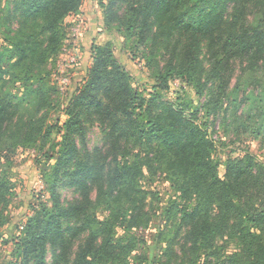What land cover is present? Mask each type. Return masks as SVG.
Listing matches in <instances>:
<instances>
[{
	"label": "trees",
	"instance_id": "trees-1",
	"mask_svg": "<svg viewBox=\"0 0 264 264\" xmlns=\"http://www.w3.org/2000/svg\"><path fill=\"white\" fill-rule=\"evenodd\" d=\"M82 3L6 0L3 9L0 27L13 20L17 26L0 28V225L15 188L5 166L17 149L54 159L42 171L53 204L42 203L15 238L3 240L13 241L9 264H128L137 245L115 234L149 225L144 180L158 173L173 182L166 210L175 237L184 229L189 238L185 264H264V163L227 157L221 176L217 141L200 110L167 98L170 80L181 78L206 98L208 116L231 94L236 108L251 99L238 100L242 86L231 90L230 83L236 61L243 72L264 69V14L256 25L249 20L264 0H107L108 30L149 41L169 59L150 90L142 89L112 41L93 43L87 74L63 108L66 120L51 123L57 89L48 78L65 44L64 22ZM95 124L106 150L88 147ZM250 134L264 141V114L251 121ZM48 143L53 151L60 146L56 158ZM68 190L74 199L63 195ZM101 206L109 210L105 221L97 215ZM165 243L166 258L152 264H173L174 241Z\"/></svg>",
	"mask_w": 264,
	"mask_h": 264
},
{
	"label": "rangeland",
	"instance_id": "rangeland-1",
	"mask_svg": "<svg viewBox=\"0 0 264 264\" xmlns=\"http://www.w3.org/2000/svg\"><path fill=\"white\" fill-rule=\"evenodd\" d=\"M6 0L0 7V24L7 12L4 11L8 5ZM107 0H83L80 10L71 14L64 22L66 38L65 44L56 61L53 71L48 78L49 83L57 89L54 95L55 109L52 111L49 122L55 123L57 119L61 122L66 120L63 108L68 101L70 92L77 83L81 82L92 63L91 47L93 43L103 44L107 41L114 43L115 54L134 76L136 85L150 90L155 84V74L169 59L167 51L157 53L150 47V42L138 43L137 40H126L123 32L108 30L106 28L105 4ZM122 12V9H121ZM264 7H254L249 15V20L256 25L263 19ZM16 21H9L1 30L7 28V24L15 28ZM123 28V26H122ZM75 60L74 62L72 60ZM236 61L235 72L232 74L230 83L231 90L234 87L242 86L239 92V99L248 94L251 98L245 103L241 102L240 107L233 106L234 96L224 102L223 109L215 115L208 116L206 98L201 99L196 93L192 84H188L181 78L170 80L171 89L167 98L178 102H192L193 106L200 110V121H206L213 139L217 141L218 150L216 153L218 170L221 176L225 173L224 160L227 157L254 156L264 163V141L250 134V123L253 120L261 119L264 114V69L243 72L241 63ZM240 84V85H238ZM148 91H146L147 94ZM239 103V102H238ZM226 121V122H224ZM245 123V126L242 124ZM60 138L58 139V141ZM87 144L90 149L100 147L107 149L104 134L97 124L92 125L87 137ZM46 150L50 154L58 156V150ZM56 152V153H55ZM50 161L34 148L20 147L12 156V161L7 163L5 168L9 172L12 183L15 185L14 194L5 210L7 222L0 225V264H9L13 241L6 243L3 240L15 238L24 228L27 220L33 216L45 203L51 207L53 198L47 190L42 178V171L48 168ZM144 184L150 192L148 196V209L152 219L148 226L116 231L115 239L133 238L137 245L127 261L128 264H152L156 259L166 258V240L174 241L173 264H185L187 251L190 246L189 238L183 229L176 236L177 225L169 218L168 211L170 200L174 198L175 191L172 180L163 174L149 175L145 178ZM63 195L68 199H74L76 195L71 191H65ZM92 199H96V193H92ZM97 215L105 221L109 217V210L105 206L97 209ZM51 259V255H49Z\"/></svg>",
	"mask_w": 264,
	"mask_h": 264
},
{
	"label": "built area",
	"instance_id": "built-area-1",
	"mask_svg": "<svg viewBox=\"0 0 264 264\" xmlns=\"http://www.w3.org/2000/svg\"><path fill=\"white\" fill-rule=\"evenodd\" d=\"M72 61L74 62L75 60L73 59Z\"/></svg>",
	"mask_w": 264,
	"mask_h": 264
}]
</instances>
